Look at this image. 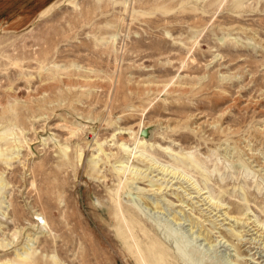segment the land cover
<instances>
[{
	"label": "rangeland",
	"instance_id": "rangeland-1",
	"mask_svg": "<svg viewBox=\"0 0 264 264\" xmlns=\"http://www.w3.org/2000/svg\"><path fill=\"white\" fill-rule=\"evenodd\" d=\"M149 261L264 264V0H0V264Z\"/></svg>",
	"mask_w": 264,
	"mask_h": 264
},
{
	"label": "water",
	"instance_id": "water-1",
	"mask_svg": "<svg viewBox=\"0 0 264 264\" xmlns=\"http://www.w3.org/2000/svg\"><path fill=\"white\" fill-rule=\"evenodd\" d=\"M143 137H146L148 138L150 136V132L146 129L144 131H142V134H141Z\"/></svg>",
	"mask_w": 264,
	"mask_h": 264
},
{
	"label": "bare ground",
	"instance_id": "bare-ground-1",
	"mask_svg": "<svg viewBox=\"0 0 264 264\" xmlns=\"http://www.w3.org/2000/svg\"><path fill=\"white\" fill-rule=\"evenodd\" d=\"M132 217H133V216H132ZM132 220H133V219H132ZM132 220H131V221H132ZM162 255H163V254H162ZM145 264H146V263H145ZM148 264H154V263L149 261V263H148ZM160 264H161V262H160Z\"/></svg>",
	"mask_w": 264,
	"mask_h": 264
},
{
	"label": "crops",
	"instance_id": "crops-1",
	"mask_svg": "<svg viewBox=\"0 0 264 264\" xmlns=\"http://www.w3.org/2000/svg\"><path fill=\"white\" fill-rule=\"evenodd\" d=\"M32 4V3H31ZM35 7V6H34ZM34 7H32L33 9H31V10H34Z\"/></svg>",
	"mask_w": 264,
	"mask_h": 264
}]
</instances>
